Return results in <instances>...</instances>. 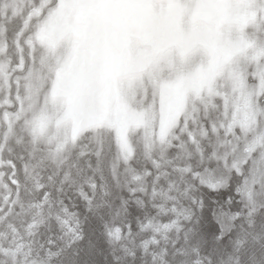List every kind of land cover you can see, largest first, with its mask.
Returning <instances> with one entry per match:
<instances>
[{
	"label": "snow or ice",
	"instance_id": "obj_1",
	"mask_svg": "<svg viewBox=\"0 0 264 264\" xmlns=\"http://www.w3.org/2000/svg\"><path fill=\"white\" fill-rule=\"evenodd\" d=\"M0 264H264V0H0Z\"/></svg>",
	"mask_w": 264,
	"mask_h": 264
}]
</instances>
